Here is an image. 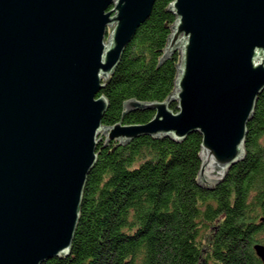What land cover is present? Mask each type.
I'll use <instances>...</instances> for the list:
<instances>
[{"label":"water","instance_id":"95a60500","mask_svg":"<svg viewBox=\"0 0 264 264\" xmlns=\"http://www.w3.org/2000/svg\"><path fill=\"white\" fill-rule=\"evenodd\" d=\"M156 1L0 0V264L70 254L102 140L199 132L208 189L245 158L264 91V0L170 2L159 64L180 54L174 91L124 101V115L154 110L148 122L103 123L101 91ZM255 249L264 260V245Z\"/></svg>","mask_w":264,"mask_h":264},{"label":"trees","instance_id":"16d2710c","mask_svg":"<svg viewBox=\"0 0 264 264\" xmlns=\"http://www.w3.org/2000/svg\"><path fill=\"white\" fill-rule=\"evenodd\" d=\"M172 1L155 2L107 79L105 125L148 122L154 110L124 115V101H162L174 91L180 54L159 64L176 20ZM202 137L102 140L71 252L43 264H264L255 249L264 245V91L248 123L245 158L213 189L198 181Z\"/></svg>","mask_w":264,"mask_h":264}]
</instances>
